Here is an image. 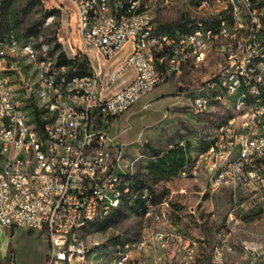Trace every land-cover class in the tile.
Returning <instances> with one entry per match:
<instances>
[{
	"label": "built area",
	"instance_id": "1",
	"mask_svg": "<svg viewBox=\"0 0 264 264\" xmlns=\"http://www.w3.org/2000/svg\"><path fill=\"white\" fill-rule=\"evenodd\" d=\"M41 1L54 11L49 19L58 12L67 20L58 49L43 44L40 50L14 33L0 38L4 228L45 231L47 264L86 263L78 230L106 219L137 195L134 173L119 169V143L110 135L113 120L192 67L209 73L194 86L191 108L220 112L222 119L206 148L193 157L196 162L187 158L179 172L204 176L213 189L240 186L264 208V0H183L182 20L165 26L157 13L179 0ZM61 51L69 59H87V70L61 62ZM121 53L124 58L105 70V62ZM130 71L129 80L112 90ZM144 192L141 238L116 244L114 264H138L139 255L154 245L195 263L200 240L159 228L168 218L169 200L158 202ZM225 236L219 233L222 241ZM211 264H225L220 242Z\"/></svg>",
	"mask_w": 264,
	"mask_h": 264
},
{
	"label": "rangeland",
	"instance_id": "2",
	"mask_svg": "<svg viewBox=\"0 0 264 264\" xmlns=\"http://www.w3.org/2000/svg\"><path fill=\"white\" fill-rule=\"evenodd\" d=\"M184 7L183 0H179L167 10L159 11L157 21L163 26L179 23L184 17ZM49 16L41 0H0V38L14 33L21 40L33 41L40 50L43 44L54 47L67 20L58 12L52 19ZM124 56L121 53L105 62L104 69ZM95 63L98 64L97 59ZM204 73L209 70L192 67L190 72L173 76L113 120L110 135L119 143V169L143 177L146 184L159 192L158 202L165 196L168 198V218L158 223L159 228H175L200 241H204L201 238L204 236L203 256L193 264H211L213 248L219 242L225 264H264V208L258 197L240 186L213 189L203 176L196 179L179 172L157 182L147 177L149 164L158 156L185 145L186 158L195 163L193 157L197 158L211 141L222 119L220 112L201 113L190 106L194 86ZM133 74L134 71L128 72L111 89L124 85ZM182 186L188 188V193L179 192ZM210 198L204 205L203 201ZM143 203L136 208L139 210ZM142 224L143 218L125 204L106 219L80 228L77 237L87 250L84 264H114L116 244L141 238ZM222 231L226 232L224 241L219 237ZM48 250L45 231L7 229L0 224V264H47ZM136 261L138 264H191L182 254L165 253L158 245L150 247Z\"/></svg>",
	"mask_w": 264,
	"mask_h": 264
},
{
	"label": "trees",
	"instance_id": "3",
	"mask_svg": "<svg viewBox=\"0 0 264 264\" xmlns=\"http://www.w3.org/2000/svg\"><path fill=\"white\" fill-rule=\"evenodd\" d=\"M50 14L54 13V11H48ZM60 47L59 43H56L54 46V50L58 49ZM59 60L61 62L70 63L74 62L79 67V71L84 72L87 70V59L77 56L75 59H69L66 57L65 53L63 51L59 54ZM186 151L184 149V146H178L172 151L168 152L167 154H164L163 156H158L156 161H153L148 166V172L147 177H152L155 182L160 181L163 178H171L174 176H177L179 171L185 166L186 162ZM152 185L146 184V180L141 177L138 178L137 176L134 177V192H137L136 197L132 196L134 201L131 203L128 202L129 198H127L128 201L124 203L129 206V208L136 214L141 215L145 211V200L146 198L143 196L145 189H147V194L153 197L156 201H158L159 192L156 191L154 188L151 187ZM137 205H136V203ZM142 202L143 205L140 206L139 210L136 208L139 204ZM119 210V209H118ZM117 210V211H118Z\"/></svg>",
	"mask_w": 264,
	"mask_h": 264
},
{
	"label": "crops",
	"instance_id": "4",
	"mask_svg": "<svg viewBox=\"0 0 264 264\" xmlns=\"http://www.w3.org/2000/svg\"><path fill=\"white\" fill-rule=\"evenodd\" d=\"M184 149H185V151L187 150L186 149V147L184 146ZM186 157H187V152H186ZM186 160H187V158H186ZM204 177V176H203ZM200 178H202V177H200ZM199 179V178H198ZM202 193V192H201ZM211 201V198L210 199H206V200H204L203 202H204V205H207L209 202ZM193 208V207H192ZM195 209V208H194ZM195 211V210H194ZM204 241H200V243H201V245H205V238H204V236H202L201 237ZM202 252H203V248H202V246H201V255H200V257H202L203 255H202ZM170 254H174V255H176L177 253H175V252H171Z\"/></svg>",
	"mask_w": 264,
	"mask_h": 264
}]
</instances>
